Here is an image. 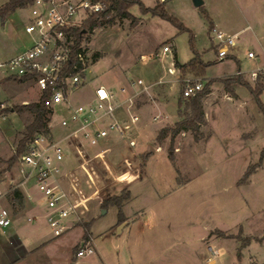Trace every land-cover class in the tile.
Instances as JSON below:
<instances>
[{"label": "rangeland", "instance_id": "374dc122", "mask_svg": "<svg viewBox=\"0 0 264 264\" xmlns=\"http://www.w3.org/2000/svg\"><path fill=\"white\" fill-rule=\"evenodd\" d=\"M140 1L148 8L163 3L165 11L187 30L181 31L170 21L149 12L143 14L137 5L128 8L129 18L115 15L111 23L100 22L84 33L82 40L95 57L87 71L86 83L71 95L73 103H80L88 101L92 89L99 84L117 88L138 77L149 84L158 77L166 81L152 89L150 100L139 101L134 109L139 117L135 128L142 177L128 186L109 184L101 192L105 200L130 191L121 207L126 225L119 226L123 222L117 220L115 205H109L100 214L105 209L100 204L84 214L75 226L53 236L43 218L26 221L27 216L43 209L40 193L31 187L34 200L24 199L23 207L16 211L7 196L2 199L12 214L13 225L7 233H0V264H205L207 242L218 248L222 264H248L250 257L259 262L264 260V138L260 135L264 133V115L249 91L232 82V77L239 73L253 88L256 83H264L253 82L248 76L249 70L264 64L262 3L203 0V5L195 7L191 0ZM205 13L210 21L228 30L249 25L241 31L230 55L221 61L215 60L212 26L209 27ZM169 41L174 44L173 54L179 63H187L195 53L203 63H208L203 76L180 70L178 81L172 83V76L165 72L169 55L163 60L154 56L146 64L141 63V54L155 53ZM248 51H253L258 59H248ZM187 77L203 84L215 79L206 86L207 93L197 95L202 103L203 120L197 122L196 131L188 129L176 134L172 146L170 133L158 142L156 135L161 128L173 127L176 121L192 116L193 97L182 98L188 105L182 102L179 107L188 115L178 114L177 100ZM234 87L240 98L229 101L222 97ZM138 88V85L130 87ZM38 98L39 90L31 82L0 81V102L8 107L4 109L7 116L0 120V180L7 167L3 161L11 158L10 141L16 143L24 125L32 119L30 112L18 111L16 107L23 100L35 102ZM259 98L264 103V89ZM242 100L245 104L240 103ZM62 109V104H56L49 119L54 134L63 131L59 125ZM156 115L160 116L154 118ZM158 144L161 151L146 152V147L152 149ZM175 146L179 150L175 151ZM258 163L254 172L241 181L248 166ZM72 164L73 158L68 156L63 167ZM0 187L3 189L2 184ZM216 229L224 234L216 233ZM86 231L96 252L76 258ZM237 236L249 238L250 243L241 247Z\"/></svg>", "mask_w": 264, "mask_h": 264}, {"label": "built area", "instance_id": "2783aa9c", "mask_svg": "<svg viewBox=\"0 0 264 264\" xmlns=\"http://www.w3.org/2000/svg\"><path fill=\"white\" fill-rule=\"evenodd\" d=\"M27 8L29 16L23 31L30 36L31 43L14 56L0 60V81L31 82L39 90V97L47 93L48 119L54 114V106L62 104L59 125L63 131L54 134L48 120V131L34 133L21 151L18 141H10L14 158L10 163L3 161L7 167L3 169L5 179L0 180L3 186V189L0 187V233H7L13 225L12 214L2 199L18 189L25 200L33 201L30 189L35 187L43 209L27 216L26 221L43 218L52 235L59 236L101 204V192L109 184L118 182L128 186L142 177L135 128L139 117L134 109L139 101L150 100L152 89L166 81L158 77L149 84L138 77L129 83L130 87L138 85L136 90L99 84L93 88L91 99L73 103L71 95L86 83L87 71L95 57L86 41L75 45L73 31L81 27L90 13L100 11L102 5L92 0H32ZM211 31L216 59L221 61L230 55L241 32L229 33L216 27ZM173 51L174 44L169 41L157 52L141 55L140 61L146 64L154 56L163 60L169 55L165 72L172 76L174 83L178 81L180 69L175 64ZM246 57L258 59L253 51H248ZM248 76L253 82L264 81V64L249 70ZM202 86L200 80L185 78L182 98L196 96ZM7 108L0 102V120L7 116L4 113ZM11 111L15 112L14 108ZM149 149L146 147L147 153ZM174 150H179L178 146ZM153 151H161V146H154ZM68 156L73 158V164L65 168L63 164ZM205 248V264H222L216 246L207 242ZM95 252L93 239L87 237L81 240L76 258ZM248 264H264V260L259 262L250 257Z\"/></svg>", "mask_w": 264, "mask_h": 264}, {"label": "trees", "instance_id": "16d2710c", "mask_svg": "<svg viewBox=\"0 0 264 264\" xmlns=\"http://www.w3.org/2000/svg\"><path fill=\"white\" fill-rule=\"evenodd\" d=\"M31 1L32 0H7L0 7V20L4 19L5 16L9 12L13 11L15 8L27 6L28 3H30ZM92 1L100 2L102 5V9L98 12L90 13L89 16L84 20L83 25L81 27L76 28L73 31L74 43L76 46L80 44V42L82 41L84 33L93 30V28L97 26L100 22L111 23L115 15L123 18L124 17L129 18L131 14L128 12V8L133 5H137L140 12L143 14L149 12L154 16H158L162 19L170 21L171 23L176 25L178 29L181 31L187 30V28L177 18H175L174 16L170 15L165 11L163 3H157L155 7L148 8L145 7L140 0H92ZM205 16L209 20L210 23L209 27H211L212 23L206 13ZM190 46H192L191 43ZM191 48H193V46ZM175 64L183 72L189 71L194 75L203 76L204 66H206L208 63L207 64L203 63L200 60L199 55L195 53L194 56L187 63H179L175 56ZM214 80L215 79H209L207 83L203 84L202 89L197 93V95L201 93H207L208 91L205 90L206 86L209 85ZM232 82L233 84L244 86L249 91V93L252 95L253 99L255 100L257 108L264 115V103H262V101L259 98L262 90L264 89V83H256V86L253 88L247 81L242 79L239 73L232 77ZM228 91L234 92L233 89H230ZM47 97H48L47 93H44V95L39 97L37 101L28 102L27 104H22L16 107L18 111L26 110L32 114V119L30 120V122L24 125V128L21 131V137L18 139L19 151L22 150L25 142L28 141L33 136L34 133L48 131L47 128V123L49 120L48 109L45 104V100ZM182 102L188 105L187 101L182 99V89H181L179 93V98L177 100L179 116H182L183 114L188 115L187 111L184 110V112H182L179 108ZM190 106L192 110L191 118L178 120L175 122L173 127L161 128L156 135V141L161 142L164 138L167 137L168 133H170V142L172 146L175 135L178 134L180 131H184L188 129L192 131H196L197 122L203 120V109L200 98L198 96L193 97ZM13 158L14 157H11L8 160L9 163L13 160ZM257 166H259V163L251 167L248 166V168L246 169L240 180L245 181L249 177V175H251V173L254 172ZM1 172L2 170H0V173ZM129 196H130L129 190H126L122 196H118V195L108 196L105 200L102 201L101 206L106 209L109 205H115L118 208L117 220L120 223L125 220V217L123 216L121 210V207L123 205V200L129 198ZM7 199L10 201V205L13 207L15 211L23 207L24 197L20 190L14 189L10 191L7 194ZM215 232L220 235L224 234V232L220 229H216ZM87 236H88V232L86 231L84 233V239L87 238ZM236 238L242 242L241 247L247 246L250 243V239L247 237L242 238L240 236H237ZM237 255L238 257H240V250H238Z\"/></svg>", "mask_w": 264, "mask_h": 264}, {"label": "crops", "instance_id": "0c3cea01", "mask_svg": "<svg viewBox=\"0 0 264 264\" xmlns=\"http://www.w3.org/2000/svg\"><path fill=\"white\" fill-rule=\"evenodd\" d=\"M6 1L7 0L1 1L0 7ZM258 1L262 3V6L264 8V0H258ZM28 16H29L28 8H27V6H24V7L15 8L13 11L9 12L5 16L4 19L0 20V60H4V59L12 57L30 45V43H31L30 36L23 31V25L28 20ZM211 23H212V27L216 26L218 29L224 30V31L229 32V33L241 32L245 28L249 27V25H247L242 29L232 31V30H228L227 28H223L222 26H217L213 20L211 21ZM215 60H217V59L215 58ZM217 61H219V60H217ZM105 86L114 87L111 85H105ZM123 86L130 89L128 82L123 84ZM117 87H118V85H117ZM92 93H93V89H92ZM222 97H224L226 100H229V101H233V98H235V99L240 98L236 87H234V92H229V91L224 92ZM91 98H92V96H91ZM244 102H245L244 100L240 101L241 104H245ZM158 116H160V115H158ZM154 118H155V116H154ZM260 135L262 136L261 138H264L263 132H260ZM122 222H123V224L121 226L126 225V217H125V220ZM14 230H15V232L18 231V230H16V228ZM22 234H24V236L27 235L26 232L22 233Z\"/></svg>", "mask_w": 264, "mask_h": 264}, {"label": "water", "instance_id": "95a60500", "mask_svg": "<svg viewBox=\"0 0 264 264\" xmlns=\"http://www.w3.org/2000/svg\"><path fill=\"white\" fill-rule=\"evenodd\" d=\"M192 4L195 6V7H199L201 5H203V0H191ZM152 149H149V152L150 150H153V147H151ZM106 212V209H101L100 211V214H104ZM123 223H121L119 226H121Z\"/></svg>", "mask_w": 264, "mask_h": 264}]
</instances>
